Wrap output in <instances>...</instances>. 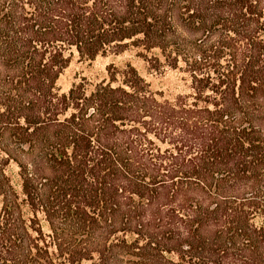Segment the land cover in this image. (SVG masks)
<instances>
[{
    "label": "trees",
    "instance_id": "obj_1",
    "mask_svg": "<svg viewBox=\"0 0 264 264\" xmlns=\"http://www.w3.org/2000/svg\"><path fill=\"white\" fill-rule=\"evenodd\" d=\"M0 264H264V0H0Z\"/></svg>",
    "mask_w": 264,
    "mask_h": 264
},
{
    "label": "rangeland",
    "instance_id": "obj_2",
    "mask_svg": "<svg viewBox=\"0 0 264 264\" xmlns=\"http://www.w3.org/2000/svg\"><path fill=\"white\" fill-rule=\"evenodd\" d=\"M126 60H131L137 67H139L140 70H142L141 62L135 57H133L129 52H125L119 56L110 55L107 57H99L90 65L74 62L68 74L73 75L75 71L83 70L86 73L100 75L103 73L104 67L108 62L113 61L116 62L117 64H122Z\"/></svg>",
    "mask_w": 264,
    "mask_h": 264
}]
</instances>
